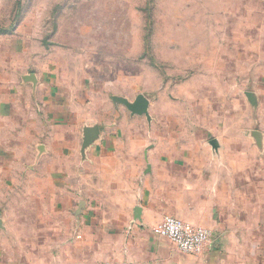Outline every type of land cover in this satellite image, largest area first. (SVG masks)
I'll use <instances>...</instances> for the list:
<instances>
[{"label":"rangeland","instance_id":"1","mask_svg":"<svg viewBox=\"0 0 264 264\" xmlns=\"http://www.w3.org/2000/svg\"><path fill=\"white\" fill-rule=\"evenodd\" d=\"M16 75L21 109L36 123L46 103L54 113L67 101L85 119L149 139L209 129L212 138L259 130L264 139V0H0V76L15 84ZM138 94L150 100L149 118L113 100ZM37 152L21 145L23 155ZM23 174L18 193L10 177L1 181L6 217L12 196L27 201V184L41 181ZM262 221L226 243L222 264H264ZM10 235L0 232L1 248Z\"/></svg>","mask_w":264,"mask_h":264},{"label":"crops","instance_id":"2","mask_svg":"<svg viewBox=\"0 0 264 264\" xmlns=\"http://www.w3.org/2000/svg\"><path fill=\"white\" fill-rule=\"evenodd\" d=\"M20 104L18 75L15 84L0 76L1 189L10 177L12 193L21 191L20 172L41 179L27 184V201L12 196L11 218L0 207V232L12 241L0 247V264H222L226 243L264 219L263 138L260 147L209 129L149 139L121 122L85 119L67 101L54 113L46 103L40 123ZM94 124L99 137L83 153L84 128ZM21 145L38 152L23 155ZM166 215L212 232L203 255L179 254L153 233Z\"/></svg>","mask_w":264,"mask_h":264},{"label":"built area","instance_id":"3","mask_svg":"<svg viewBox=\"0 0 264 264\" xmlns=\"http://www.w3.org/2000/svg\"><path fill=\"white\" fill-rule=\"evenodd\" d=\"M152 231L173 242L176 248L186 255L203 254L212 239L209 229L191 225L175 215H166Z\"/></svg>","mask_w":264,"mask_h":264},{"label":"water","instance_id":"4","mask_svg":"<svg viewBox=\"0 0 264 264\" xmlns=\"http://www.w3.org/2000/svg\"><path fill=\"white\" fill-rule=\"evenodd\" d=\"M28 79L36 83L35 75L28 76ZM251 94L252 93L249 92L250 96ZM113 100L115 102L123 103L127 107V109L131 112L132 115H140V116L146 115L148 118L150 117L149 114L150 100L144 94H138L133 101L129 100L126 97H121V96H114ZM250 133L256 140L260 142V147H261L262 144L261 132L259 130H253ZM98 137H99L98 124L86 126L84 128V134H83L82 152L84 153L85 149L89 147ZM212 144L215 147L216 141L214 140ZM1 227H2V219L0 213V228Z\"/></svg>","mask_w":264,"mask_h":264}]
</instances>
